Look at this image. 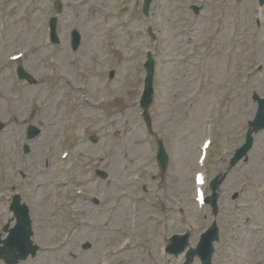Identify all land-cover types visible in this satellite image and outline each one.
Wrapping results in <instances>:
<instances>
[{"label":"rangeland","instance_id":"1","mask_svg":"<svg viewBox=\"0 0 264 264\" xmlns=\"http://www.w3.org/2000/svg\"><path fill=\"white\" fill-rule=\"evenodd\" d=\"M50 1L21 0L6 10L0 7L5 16L1 29L6 30L5 35L0 31V118L7 119L0 133V177L2 173L6 186L20 182L39 246L36 258L18 264H181L184 255L164 251L169 236L189 230L195 247L213 222L221 237L214 261L225 254V264H264V132L255 137L250 156L231 168L209 156L204 161L208 179L226 174L216 215L209 210L205 218L206 207L200 210L193 199L194 176L204 164L197 144L205 137L206 118L213 115L210 98L225 107L218 114L223 140L236 145L244 141L243 131L255 116L252 95L264 92V73L255 75L256 63L264 61L259 0H157L147 18L141 12L143 0H90L96 4L91 16L84 10L89 4L63 0L61 44L48 47ZM195 3L202 8L198 14L191 8ZM148 25L154 27L153 40ZM75 29L82 37L76 50ZM107 39L111 43L103 44ZM28 46L35 50L22 62L10 60ZM147 50L156 58L151 135L138 106ZM247 58L244 72L240 65ZM16 65L34 82L18 81ZM246 74L252 85L244 97L240 85ZM14 88L21 89L19 102L10 101ZM113 94L118 95L113 103L98 106L100 98ZM31 126L42 133L25 154L21 135ZM159 139L171 156L164 172L152 155ZM68 146L70 155L63 158ZM18 166L24 175L16 173ZM98 170L106 176H98ZM140 173L143 182L134 180ZM79 188L87 193L84 200L78 198ZM13 192H7L8 199ZM71 201L76 205L70 212L66 205ZM6 204L0 205L1 223L13 226ZM70 227L71 237L64 234ZM125 243L132 246L128 251L108 256L115 246L121 253Z\"/></svg>","mask_w":264,"mask_h":264},{"label":"water","instance_id":"2","mask_svg":"<svg viewBox=\"0 0 264 264\" xmlns=\"http://www.w3.org/2000/svg\"><path fill=\"white\" fill-rule=\"evenodd\" d=\"M76 37L74 41L75 48L79 44V34L74 32ZM152 90L147 88L145 95V108H147L151 102ZM148 119V117H147ZM255 127V132L264 128V102H262L259 113L257 114L255 120L251 123ZM252 143L251 132L247 136V144L238 152V157H242L247 153ZM237 160V159H236ZM102 176H106V173L100 172ZM219 182L216 181L212 185L213 190L218 188ZM211 204L216 207V196L209 199ZM13 210L16 213L18 223L16 227L10 231L9 238L4 242L5 246L0 249V258H4L7 262L11 264H16L17 259H25L30 253H35L38 249L34 246L31 241V236L33 235L32 223L29 216L28 208L25 205L20 204V199L14 202ZM214 233V235H213ZM217 239V229L214 227L211 231L203 236L201 243L196 249H190L186 264H191L193 258L197 255L202 259L203 264H210L211 256L213 253L212 242ZM179 243V248L176 249L175 245ZM188 244V235L186 236H174L172 238V244L169 250L175 253L182 252Z\"/></svg>","mask_w":264,"mask_h":264},{"label":"flooded vegetation","instance_id":"3","mask_svg":"<svg viewBox=\"0 0 264 264\" xmlns=\"http://www.w3.org/2000/svg\"><path fill=\"white\" fill-rule=\"evenodd\" d=\"M17 187H15V190L17 193H21V191L19 190L20 189V183H17Z\"/></svg>","mask_w":264,"mask_h":264},{"label":"bare ground","instance_id":"4","mask_svg":"<svg viewBox=\"0 0 264 264\" xmlns=\"http://www.w3.org/2000/svg\"><path fill=\"white\" fill-rule=\"evenodd\" d=\"M223 70V69H222ZM199 123H201V122H199ZM200 129V128H199ZM250 156V155H249Z\"/></svg>","mask_w":264,"mask_h":264}]
</instances>
